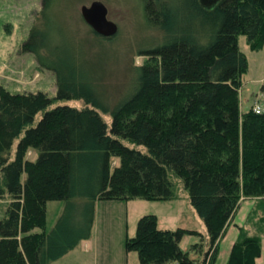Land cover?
Here are the masks:
<instances>
[{
	"label": "trees",
	"instance_id": "1",
	"mask_svg": "<svg viewBox=\"0 0 264 264\" xmlns=\"http://www.w3.org/2000/svg\"><path fill=\"white\" fill-rule=\"evenodd\" d=\"M50 1L42 0L43 8ZM140 1L146 24L171 35L146 49L130 90L109 108L90 85L40 52L37 31L22 44L41 68L54 71L57 91L50 97L0 87V197H9L0 219V264H47L64 254L89 236L96 200H168L183 192L206 226L204 263L214 264L241 193L264 201V112L240 111L248 63L237 42L243 33L252 49L262 47L264 0H218L209 8L199 0ZM187 11L191 19L184 18ZM77 98L83 106L49 107ZM99 109L110 113V122ZM75 196L81 201L71 213ZM52 199L66 206L46 231ZM186 233L195 230L160 228L155 214L145 213L124 245L141 264H195L180 247ZM260 251L259 237L243 234L225 264H255Z\"/></svg>",
	"mask_w": 264,
	"mask_h": 264
},
{
	"label": "rangeland",
	"instance_id": "2",
	"mask_svg": "<svg viewBox=\"0 0 264 264\" xmlns=\"http://www.w3.org/2000/svg\"><path fill=\"white\" fill-rule=\"evenodd\" d=\"M91 1L51 0L43 8L42 0H0V87L11 92L43 91L50 97L56 95L54 71L41 68L35 54L22 49V44L29 37L31 30H35L37 33L33 42L38 45L41 53L62 66L64 73L68 71L79 81L90 85L100 98L98 100L101 105L107 108L115 105L130 90L135 77L133 69L147 59L146 49L159 44L165 37L168 38L171 32L146 24L140 0H102L107 6L108 17L118 26L112 37L105 38L106 36L96 34L81 16V5L89 4ZM167 1L172 5H178L177 0ZM187 13L189 12H184V18L191 19L192 15ZM172 35H176V31H173ZM237 42L248 63L247 70L241 75L239 88L240 111L243 113L256 104L264 106V40L258 50L249 46L246 34H239ZM59 103L80 107L84 105V100L57 99L49 107ZM99 111L103 118L110 122V113L102 109ZM42 113V110L36 113L33 124ZM18 138L16 137L11 145L10 158L14 157ZM36 156V152L30 154L32 159ZM24 178L25 172H22L21 181ZM244 199H250L251 203L243 218L244 223L239 227L237 239L243 234L255 235L259 237L261 251L264 252V201L258 196L241 193L238 207ZM80 201L79 196L72 199L69 204L71 213ZM128 201L127 210L125 204H117L116 208L108 207L109 203H125L123 201L98 200L91 229V238L95 240L98 249L93 248L87 252L83 250L81 244L69 249L66 256L58 258L52 264L94 263V253L97 254L98 264L120 263L122 250L126 252L122 247L123 237L125 233H128V236L134 235L138 218L145 213L155 214L160 228L188 227L195 230V233L183 235L180 247L188 250L195 264H205L204 256L209 248L206 226L190 204L185 192L176 199L130 198ZM8 202V196L0 197V219ZM65 203L62 199L46 202V231L53 227L65 208ZM75 212L72 221L69 222L71 226L77 224L79 212ZM109 218L114 219L113 224ZM32 230L39 231L40 228L35 227ZM126 253L129 264H141L136 250H129Z\"/></svg>",
	"mask_w": 264,
	"mask_h": 264
},
{
	"label": "crops",
	"instance_id": "3",
	"mask_svg": "<svg viewBox=\"0 0 264 264\" xmlns=\"http://www.w3.org/2000/svg\"><path fill=\"white\" fill-rule=\"evenodd\" d=\"M113 200H119V199H113ZM120 201H123L125 203H122V202L109 203L108 207L116 208V207H118L117 204H125L126 209L128 210V207H129L128 199L125 200V201L124 200H120ZM97 203H98V200H96L94 202L93 220L95 218V211H96ZM250 203H251L250 199L249 200H247V199L242 200V202L240 203V206L237 208L235 214L232 216L230 222L227 224L222 236L218 240V253H217L216 260H215L214 264H225L226 259H227L228 254H229V251H230V248H231V245L233 244V242L235 240H237V236L239 234L238 233L239 232L238 231L239 227L244 223L243 222L244 221L243 218H244V216L246 214V210L248 208V205H250ZM93 220H92L89 236L87 238L80 239L76 243V245H74L72 248H75L76 246H79L81 244H82L83 250L87 251V252H89V250H93V248H96L97 244L95 243V240L91 238V229H92V225H93ZM108 220H112V224L114 223V219L113 218H109ZM185 228H188V227H185ZM190 229H192V228H190ZM126 237H128V233H125V235L123 237L124 239L122 241V247L127 252L129 250H127L125 248V245H124ZM96 249H98V248H96ZM70 250H71V248H70ZM68 252H69V250L67 252H65L64 254H62L61 256H59L58 258H62L63 256H66L68 254ZM126 252L124 253V251L122 250V252H121V256H122L121 261H120V263H117V264H129V262H128V253H126ZM106 254L108 255V252ZM123 254H125L124 257H123ZM94 255H95V262L94 263H90V264H98L96 262L97 254L94 253ZM58 258L49 261L47 264H52L53 261L57 260ZM78 263L81 264L80 262H76L74 264H78ZM62 264H64V263H62ZM82 264H86V263H82ZM255 264H264V252L260 251V254L255 259Z\"/></svg>",
	"mask_w": 264,
	"mask_h": 264
},
{
	"label": "water",
	"instance_id": "4",
	"mask_svg": "<svg viewBox=\"0 0 264 264\" xmlns=\"http://www.w3.org/2000/svg\"><path fill=\"white\" fill-rule=\"evenodd\" d=\"M217 1L199 0L200 4L206 8L212 7ZM80 13L96 33L111 36L117 32V23L108 17L107 6L102 0H92L89 4L81 5Z\"/></svg>",
	"mask_w": 264,
	"mask_h": 264
},
{
	"label": "built area",
	"instance_id": "5",
	"mask_svg": "<svg viewBox=\"0 0 264 264\" xmlns=\"http://www.w3.org/2000/svg\"><path fill=\"white\" fill-rule=\"evenodd\" d=\"M252 109L256 113L264 112V106H260L259 104H256L255 106H253Z\"/></svg>",
	"mask_w": 264,
	"mask_h": 264
}]
</instances>
